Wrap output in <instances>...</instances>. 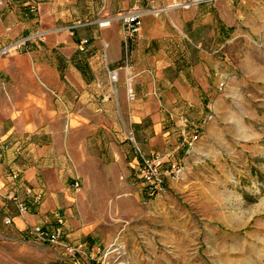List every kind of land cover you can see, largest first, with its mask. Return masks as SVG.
I'll use <instances>...</instances> for the list:
<instances>
[{"label": "crops", "instance_id": "obj_1", "mask_svg": "<svg viewBox=\"0 0 264 264\" xmlns=\"http://www.w3.org/2000/svg\"><path fill=\"white\" fill-rule=\"evenodd\" d=\"M137 4L164 10L126 41L118 21L84 24ZM232 21L213 0H0V49L41 34L0 55V244L53 230L56 213L67 237L86 236V215L141 179L136 148L163 155L165 179L216 96Z\"/></svg>", "mask_w": 264, "mask_h": 264}, {"label": "rangeland", "instance_id": "obj_2", "mask_svg": "<svg viewBox=\"0 0 264 264\" xmlns=\"http://www.w3.org/2000/svg\"><path fill=\"white\" fill-rule=\"evenodd\" d=\"M213 1L231 7L232 39L165 193L133 178L129 193L86 215V236L67 237L56 213L53 230L0 244V264H264V0ZM35 229L61 236L52 243Z\"/></svg>", "mask_w": 264, "mask_h": 264}, {"label": "built area", "instance_id": "obj_3", "mask_svg": "<svg viewBox=\"0 0 264 264\" xmlns=\"http://www.w3.org/2000/svg\"><path fill=\"white\" fill-rule=\"evenodd\" d=\"M164 9H157L152 6L149 8L146 7H139L133 6L132 8L122 11L119 13H115L110 16H100L95 18L92 21H87L84 24H96L99 28H107L110 24L114 21H118L122 24L124 29V40H128L131 37H135L140 33L141 26H142V18L146 15H158ZM41 34L37 33L34 35H29L25 38L15 40L8 45L2 47L0 49V55H6L10 49H20L22 48L23 44L29 40L35 39L40 37ZM85 41L80 42V48L85 45ZM110 79L112 81L117 80V74L115 72H111ZM128 87V98L132 99L133 93L131 89L130 79L127 81ZM178 121L183 126L187 125V119L183 117H178ZM140 159V177L141 180L147 185L148 189L151 191L152 194L161 195L165 193V179L160 170V166L162 164L163 155L159 153H151L149 155H145L140 149H135ZM170 168L172 171L176 169L175 165H171ZM13 178L16 176L13 175ZM11 200L17 205V208L20 212L24 210V206L21 202L17 201L16 198L12 197ZM39 198H36L38 202ZM61 221V220H60ZM9 222V221H7ZM35 233L41 240H46L52 243H57L59 240L61 233L59 231H55L54 233L44 232L41 229H35Z\"/></svg>", "mask_w": 264, "mask_h": 264}]
</instances>
